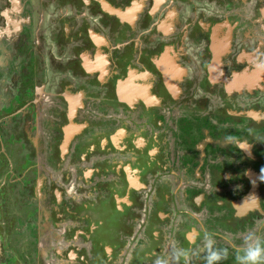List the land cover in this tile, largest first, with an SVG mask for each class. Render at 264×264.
Segmentation results:
<instances>
[{"label": "flooded vegetation", "instance_id": "obj_1", "mask_svg": "<svg viewBox=\"0 0 264 264\" xmlns=\"http://www.w3.org/2000/svg\"><path fill=\"white\" fill-rule=\"evenodd\" d=\"M255 10L264 21V0H0V130L55 162L63 192L53 195L79 204L92 264L152 263L170 233L185 264L207 236L232 249L225 264H239L249 231L264 241V22ZM17 104L21 123L8 129L6 108ZM31 127L45 132L31 137ZM140 214L150 227L126 253L118 237Z\"/></svg>", "mask_w": 264, "mask_h": 264}, {"label": "rangeland", "instance_id": "obj_2", "mask_svg": "<svg viewBox=\"0 0 264 264\" xmlns=\"http://www.w3.org/2000/svg\"><path fill=\"white\" fill-rule=\"evenodd\" d=\"M255 12H257L256 17L258 20L260 13L258 10H255ZM258 22L263 25L264 21L258 20ZM259 39L263 41L262 45L264 46V36L256 35L257 42ZM254 45L257 44L254 42ZM11 76H16V74L14 75L13 73ZM212 93L213 97L209 107H213L216 99L220 96L217 90H214ZM247 99V105L250 103L248 106L253 107L251 98ZM247 99L243 101L246 102ZM19 107L20 105L17 104L13 110L9 107L6 108L5 121H7L8 129L12 124H8L9 121L13 122V127H18V124L21 123L20 116L23 117V113L20 114L21 111L16 112V109ZM118 125H121L120 122H118ZM0 127H2L1 123ZM0 132H2L0 137H4L5 139H3L5 149L1 147L3 152L0 155V204L4 201L3 199H6L5 201L8 203L4 209L0 205V238L8 242V253L12 252L6 258L0 257V261L3 260L5 264H92L94 257L92 260L90 240L84 239L81 234L87 231L89 222L77 217L79 204L68 206L66 202H58L54 197L56 195H53V193L55 194V190L63 192L59 186L60 179L56 176L61 174V172L55 170V162L46 158L40 160L37 155L28 149L26 140L19 139L20 134L18 132L16 135L13 134V136H16V139L13 141L9 140V133H5L2 130ZM39 132L45 131L42 127L30 128L31 137L38 135ZM213 132L216 136L220 134L219 131L215 130V127H213ZM102 159L105 160L104 154H102ZM73 161H76V159L73 157L68 158L66 169L72 170ZM1 162H3V166ZM80 167L79 169L81 170ZM3 168L4 172H2ZM113 177L110 175L109 179ZM110 180L114 185V180ZM116 180V184L119 183L118 187H121L119 177ZM8 182H11L10 185ZM66 183L68 185L64 191L70 192V183ZM76 192L82 193L80 189L76 190ZM71 194L73 195V193ZM88 196V193L83 191V199ZM14 199L15 202H12ZM139 216L141 218L137 224L128 225L131 231L127 233L122 232L120 238L118 237V241L124 243L122 248L127 249L126 251L124 249L126 253H129L130 249L134 246L135 242L133 239H136V236H138L137 239L142 241L146 230L150 227L144 223L148 217L145 215L142 218V214ZM111 230V233L115 235V229L111 228ZM67 232L69 233L67 234ZM61 233L63 234V242L61 240ZM22 239H29L24 244V249L20 243ZM143 243H146L148 247L155 245L154 241L149 237ZM160 243L165 248L164 252L160 253L149 264H155L157 259L166 261V264L186 263L183 259L178 261L175 255L177 249L182 250L183 248L181 238L179 241L176 235L170 233L169 237L165 240L162 239ZM171 243V250H168L167 247ZM213 249L220 251L222 256L224 255V250H226V258L219 261L220 264L230 261L229 258L232 251L230 247L228 248L226 245L218 243ZM195 251L192 253L190 264H199L198 257L207 262L208 249L205 246H199Z\"/></svg>", "mask_w": 264, "mask_h": 264}, {"label": "clouds", "instance_id": "obj_3", "mask_svg": "<svg viewBox=\"0 0 264 264\" xmlns=\"http://www.w3.org/2000/svg\"><path fill=\"white\" fill-rule=\"evenodd\" d=\"M213 243L211 236L206 237L205 247L208 249V256L206 258L207 264H218L219 261L226 258V250L224 255L221 252L213 249ZM246 248L243 255L238 256L239 264H264V241L254 232L249 231L245 237ZM176 259L187 258V252L185 250H176ZM155 264H166V261L157 259Z\"/></svg>", "mask_w": 264, "mask_h": 264}, {"label": "crops", "instance_id": "obj_4", "mask_svg": "<svg viewBox=\"0 0 264 264\" xmlns=\"http://www.w3.org/2000/svg\"><path fill=\"white\" fill-rule=\"evenodd\" d=\"M4 253V245L1 244V240H0V256H2Z\"/></svg>", "mask_w": 264, "mask_h": 264}]
</instances>
